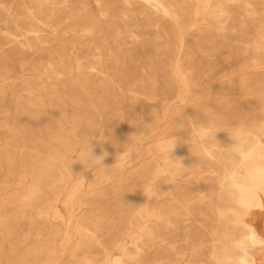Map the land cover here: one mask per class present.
Masks as SVG:
<instances>
[{
	"label": "bare ground",
	"instance_id": "bare-ground-1",
	"mask_svg": "<svg viewBox=\"0 0 264 264\" xmlns=\"http://www.w3.org/2000/svg\"><path fill=\"white\" fill-rule=\"evenodd\" d=\"M261 32L264 0H0V264H264V191L184 142L209 105L221 146L264 143ZM88 139L107 172L74 161Z\"/></svg>",
	"mask_w": 264,
	"mask_h": 264
},
{
	"label": "clouds",
	"instance_id": "clouds-1",
	"mask_svg": "<svg viewBox=\"0 0 264 264\" xmlns=\"http://www.w3.org/2000/svg\"><path fill=\"white\" fill-rule=\"evenodd\" d=\"M252 50L257 55H264V32L257 35L256 40L252 44ZM201 113L204 118L198 121L192 136H188V138L184 141L186 143V141L194 139L197 144L202 146L199 157H195L198 160L206 158L208 153L204 151L203 148H210L213 154L231 162L232 166L225 170L226 175H232V173L235 172L236 178L249 190L264 191V143L257 142L256 136L250 135L247 129L233 128L231 131H223H227L234 142L227 147L221 146L220 142L216 139V133L222 131L216 110L207 105ZM189 120L193 119L186 117L184 120L178 119L175 131L166 135L163 140L154 146L156 152L162 158V161L170 165L167 172H161L160 175L155 178V185L157 187L160 179H162L165 175H183L182 169L189 168L186 167L180 159H175L176 157L173 156L177 142L180 140L178 133L185 131L187 123L185 121ZM91 131L93 133L100 132V137L103 136V131ZM255 132L256 135L264 136V123L258 122ZM86 136L94 137L93 135ZM93 139H88L80 145L78 155L74 161L81 162L85 166V169L93 170L97 166H102L107 172L110 167H106L102 163L104 156L107 155V152H105L102 156L94 155L91 144ZM217 141L218 143H216ZM142 143L143 139L141 136L137 135L133 137L127 146L124 145V150L117 156L116 163L119 161L124 164H131L134 161V158L137 155V150ZM187 144L189 145V143ZM72 163L68 165L69 168ZM250 261L251 257H245L240 264H250ZM233 264H235V262H233Z\"/></svg>",
	"mask_w": 264,
	"mask_h": 264
},
{
	"label": "rangeland",
	"instance_id": "rangeland-1",
	"mask_svg": "<svg viewBox=\"0 0 264 264\" xmlns=\"http://www.w3.org/2000/svg\"><path fill=\"white\" fill-rule=\"evenodd\" d=\"M238 95H239L238 91L234 90L232 92H229L227 97L233 99L236 98ZM168 233L170 234L171 237H173V239H179L181 237V234L179 235V232H177V235H175L176 232L170 233V231H168L167 236H169ZM177 243H181V241L178 240Z\"/></svg>",
	"mask_w": 264,
	"mask_h": 264
}]
</instances>
